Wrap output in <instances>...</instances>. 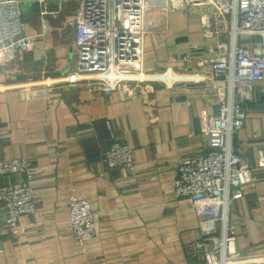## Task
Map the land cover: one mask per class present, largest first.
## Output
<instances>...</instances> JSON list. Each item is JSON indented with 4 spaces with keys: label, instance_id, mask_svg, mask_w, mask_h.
I'll use <instances>...</instances> for the list:
<instances>
[{
    "label": "crops",
    "instance_id": "obj_1",
    "mask_svg": "<svg viewBox=\"0 0 264 264\" xmlns=\"http://www.w3.org/2000/svg\"><path fill=\"white\" fill-rule=\"evenodd\" d=\"M151 1L145 69L188 77L173 86L145 81L132 95L104 93L92 75L66 81L77 65L73 16L79 0L23 4L24 34L35 45L8 66L0 63V161L30 162L37 208L19 218L17 236L3 231L0 264H206L196 248L202 239L198 217L188 199L176 196L174 185L181 161L209 151L204 117L218 115V94L227 93L210 61L222 49L206 37L199 10ZM194 46L199 47L191 51L195 63L209 61L188 69L183 57ZM27 76L36 83L28 84ZM245 110L233 146L253 180L231 205L229 222L236 226L242 256L257 264L264 263V83L255 86ZM117 139L133 148L135 172L102 162ZM26 182L24 174L0 176V187ZM73 193L90 199L95 211V236L83 245L69 230ZM6 216L0 202L1 230Z\"/></svg>",
    "mask_w": 264,
    "mask_h": 264
},
{
    "label": "built area",
    "instance_id": "obj_2",
    "mask_svg": "<svg viewBox=\"0 0 264 264\" xmlns=\"http://www.w3.org/2000/svg\"><path fill=\"white\" fill-rule=\"evenodd\" d=\"M28 1L0 0V63L8 66L20 54L32 51L34 41L24 34L23 4ZM174 10H199L203 30L214 39L222 52L211 59L212 73L227 89L218 94V115H206L202 134L209 145L206 154L184 159L178 166L174 192L186 198L198 217L202 239L196 248L205 254L206 264H248L237 246L236 226L229 222L233 202L244 196L242 187L253 180L252 170L234 151L233 139L243 129L247 118L245 104L251 102L255 86L264 83V0H170ZM151 0H79L75 22L76 69L66 81L77 83L92 75L107 94L124 91L132 95L138 86L149 80L163 81L169 86L187 74L171 69L151 73L145 69L144 45L146 17L153 7ZM52 12L53 15L58 14ZM262 39L256 40V37ZM183 60L202 66L209 59L195 63L191 51ZM175 75L172 81L157 76ZM194 81L200 78L192 76ZM42 80V79H41ZM40 80V82H41ZM28 84H35L27 76ZM211 95V91H210ZM102 162L108 168L136 171L133 148L115 140L105 152ZM26 175L27 182L0 187V202L7 216L3 231L19 234V218L36 212L34 174L26 159L0 161V176ZM69 230L78 244L95 236V211L91 200L73 193L69 200ZM264 264V263H257Z\"/></svg>",
    "mask_w": 264,
    "mask_h": 264
},
{
    "label": "rangeland",
    "instance_id": "obj_3",
    "mask_svg": "<svg viewBox=\"0 0 264 264\" xmlns=\"http://www.w3.org/2000/svg\"><path fill=\"white\" fill-rule=\"evenodd\" d=\"M257 38H261L262 39V37H260V36H258Z\"/></svg>",
    "mask_w": 264,
    "mask_h": 264
},
{
    "label": "water",
    "instance_id": "obj_4",
    "mask_svg": "<svg viewBox=\"0 0 264 264\" xmlns=\"http://www.w3.org/2000/svg\"><path fill=\"white\" fill-rule=\"evenodd\" d=\"M0 246H1V243H0Z\"/></svg>",
    "mask_w": 264,
    "mask_h": 264
},
{
    "label": "bare ground",
    "instance_id": "obj_5",
    "mask_svg": "<svg viewBox=\"0 0 264 264\" xmlns=\"http://www.w3.org/2000/svg\"><path fill=\"white\" fill-rule=\"evenodd\" d=\"M98 217V216H97Z\"/></svg>",
    "mask_w": 264,
    "mask_h": 264
}]
</instances>
